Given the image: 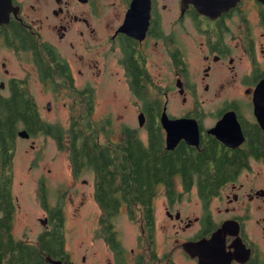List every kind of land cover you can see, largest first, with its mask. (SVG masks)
<instances>
[{"label":"flooded vegetation","instance_id":"af4514ba","mask_svg":"<svg viewBox=\"0 0 264 264\" xmlns=\"http://www.w3.org/2000/svg\"><path fill=\"white\" fill-rule=\"evenodd\" d=\"M0 11V50H6L0 58L1 97L16 98L20 91L31 97L27 80H20L13 65L21 52L30 64L28 74L54 78L47 82L55 89L54 100L64 92L70 102L63 105L71 108L72 120L92 128L96 147L92 154L99 167V158L108 156L114 161L111 171L122 169L124 151L116 149L122 142L125 148L138 142L147 151L154 143L162 154L172 155L174 182L157 184L150 209L142 200L134 203L155 222L156 200L165 197V213L175 221V234L194 229L182 242L190 245L191 253L185 256L191 264H210L202 241L224 225L230 226L224 253H234L235 245L242 243L252 251L247 261L239 258L232 264L264 261L258 239L251 235L253 224L264 240V87L259 86L264 80V2L239 0L216 16L200 13L185 0H11L10 7ZM170 95L175 97V113L170 110ZM52 107L49 100L46 108L51 112ZM165 110L175 120L194 119L198 140L196 129L175 127V147L169 149ZM188 131L194 134L191 140L177 141L176 132ZM70 164L63 196L70 200L72 214L84 215L88 198L79 191V181L81 186L91 185L97 223L93 231L117 256L122 254L110 242L116 238L117 215L97 199L101 187L111 189V182L98 169ZM87 170L94 175L91 183L81 179ZM249 173L254 176L249 178ZM186 174L191 178L187 180ZM192 195L198 198L200 216L183 219L179 209L171 211ZM58 201L45 209L42 222L48 229L54 209L65 213L62 199ZM126 205L120 204L119 214H128ZM146 232L142 228L143 236L149 237ZM216 264H223L222 257Z\"/></svg>","mask_w":264,"mask_h":264},{"label":"rangeland","instance_id":"374dc122","mask_svg":"<svg viewBox=\"0 0 264 264\" xmlns=\"http://www.w3.org/2000/svg\"><path fill=\"white\" fill-rule=\"evenodd\" d=\"M4 49L0 50V58L6 53ZM13 65L19 71L17 76L20 80H27L30 95L39 105L37 108L43 120L47 121L48 125L53 127L60 125L67 130L73 121L72 113L71 108H67L63 104L70 102V99L64 92H60L59 95L62 98L60 97L58 101L54 100L55 89L47 83L48 80L54 78L42 76L37 72L32 76L29 75L27 69L30 64L26 55L21 52L14 56ZM169 97L170 110L175 113V97L172 98L171 95ZM165 99L166 97L161 98L162 102ZM49 100L53 101L51 112L46 108ZM115 109H119L118 104H115ZM132 112H135L133 106L130 107L131 116ZM48 121L55 124H50ZM136 125L138 126V121ZM76 126L80 127L78 122ZM64 135L66 141V133ZM53 136L52 133L38 132L31 135L29 139L18 134L14 139L13 194L17 210L13 231L17 238L36 242L39 235L48 229L42 222L46 216V208L42 204V199L46 197L49 208L54 207L59 202L58 200L62 199L65 207L66 249L69 252L66 261H71L72 264H175V262L176 264H191L188 256H185L187 252L183 250L182 242L194 232V229L188 230L186 233L182 232L180 235L175 234V228L172 226L175 221L165 213L166 208L162 201L165 199L164 196L156 200V217L152 228L154 226L157 228L153 235L150 231L152 228H148L147 222L141 218L140 208L136 207V215L133 218L124 212L116 216L114 229L118 239V250L122 253L117 256L103 236L95 234L93 231L97 228V223L93 221L95 202L91 185L84 187L79 181L81 187L79 191L86 193L88 198L84 207V215L82 213H79L82 216L72 214L73 206L69 205L70 200L63 196L68 188L65 181L71 169V161L68 150L61 149ZM253 176V173L248 174L249 178ZM81 179H87L91 183L94 179L93 172L87 170ZM74 190L72 189V193ZM175 209H179L183 213V219H187V215L193 219L200 216L201 213V207L195 195L191 196V200H184L171 207L173 213ZM142 228L147 230L146 233L150 234L149 237L143 236ZM251 235L258 239H256L259 243L258 247L264 253L262 233L253 224Z\"/></svg>","mask_w":264,"mask_h":264},{"label":"trees","instance_id":"16d2710c","mask_svg":"<svg viewBox=\"0 0 264 264\" xmlns=\"http://www.w3.org/2000/svg\"><path fill=\"white\" fill-rule=\"evenodd\" d=\"M27 95L20 91L15 95L16 98L0 96V264H52L49 258L66 261L69 257L66 249L64 215L59 209H54L50 228L45 229L36 242L19 239L14 234L17 205L13 194L12 162L15 154L13 142L22 128L27 129L31 134L52 133L59 147L70 151V160L74 168H95L102 172V176L105 173L106 182L110 181L112 187L111 189L101 187L97 199L104 209L110 208L116 215L119 214L120 204L124 202H127L126 210L132 218L135 217L138 207L134 202L139 200L147 202L146 207L150 209L152 206H149V199L152 194L158 192L157 184L172 183L175 178L174 158L172 155L162 154L160 146L154 143L147 148L150 149L147 151L138 142L132 141L128 148H125L126 142H122V145L116 146L117 150L124 151V157L121 155L120 158L122 169L118 172L111 171L109 166L113 165L114 161L108 156L99 158L101 162L99 167L96 164L97 159L92 154L96 150L95 133L91 131L92 128L87 130L85 127L76 126L75 118L67 130L60 125L54 127L48 125L43 120L33 97ZM64 133H66V141ZM127 151L131 153L130 157L126 155ZM184 176L187 180L191 178V174ZM207 177L213 178L212 175ZM206 182L209 181L205 180L203 183ZM206 187H203L204 191H207ZM214 189L215 186L212 187V190ZM42 204L44 208L49 209L46 197L42 199ZM141 214V218L147 222L146 226L148 228L153 226L154 216L149 212L145 217L143 213ZM110 242L119 251L118 239L111 238ZM259 264H264V261Z\"/></svg>","mask_w":264,"mask_h":264},{"label":"water","instance_id":"95a60500","mask_svg":"<svg viewBox=\"0 0 264 264\" xmlns=\"http://www.w3.org/2000/svg\"><path fill=\"white\" fill-rule=\"evenodd\" d=\"M186 2H192L194 3L195 7L198 9V11L202 14L205 15H210V16H216L221 11L227 10L234 6L237 1L239 0H185ZM264 2V0H260ZM11 5V0H0V8H3L4 10L9 8ZM1 12V11H0ZM261 87H264V80L261 82L259 85ZM163 122H164V127L167 130V143H168V148L173 149L175 147V127H182L184 126L185 128H188L189 130L191 129H196L197 134H196V139L198 140V127H197V122L194 119L190 120H185V119H172L167 115V112L163 113ZM140 119L143 121L144 116L141 115ZM176 135L178 136V139L184 137L186 139L191 140V138L194 137V134H190L188 131L187 133H181V132H176ZM19 136L24 137V138H29L30 133L26 131L25 129L20 130ZM227 228H230L228 225H224L215 235H213L210 239H205L202 241L203 244V249L206 252L207 259L210 264H216V260L220 257H222L223 264H232L233 260L241 258L242 261H247L251 255L252 251L251 249L247 248L245 244L242 243L235 245L236 250L234 251L235 253L226 254L225 252V235H226V230ZM223 238V239H222ZM220 239L222 240V245L219 243ZM184 250L187 253H191V248L188 243H184L183 245ZM246 248V251L244 250ZM50 263L52 264H72L69 261H64V260H56L49 258Z\"/></svg>","mask_w":264,"mask_h":264}]
</instances>
